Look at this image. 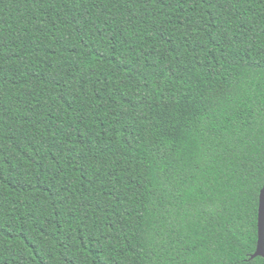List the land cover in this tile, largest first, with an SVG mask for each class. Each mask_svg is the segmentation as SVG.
Returning a JSON list of instances; mask_svg holds the SVG:
<instances>
[{
  "label": "trees",
  "instance_id": "16d2710c",
  "mask_svg": "<svg viewBox=\"0 0 264 264\" xmlns=\"http://www.w3.org/2000/svg\"><path fill=\"white\" fill-rule=\"evenodd\" d=\"M264 0H0V264H264Z\"/></svg>",
  "mask_w": 264,
  "mask_h": 264
},
{
  "label": "water",
  "instance_id": "95a60500",
  "mask_svg": "<svg viewBox=\"0 0 264 264\" xmlns=\"http://www.w3.org/2000/svg\"><path fill=\"white\" fill-rule=\"evenodd\" d=\"M257 256L264 257V184L259 194L257 246L251 257L254 258Z\"/></svg>",
  "mask_w": 264,
  "mask_h": 264
}]
</instances>
